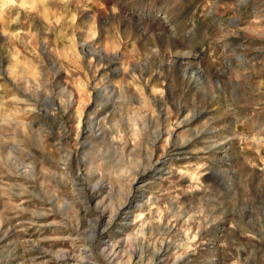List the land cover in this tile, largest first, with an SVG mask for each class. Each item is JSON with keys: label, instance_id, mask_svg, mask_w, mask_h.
I'll return each instance as SVG.
<instances>
[{"label": "rangeland", "instance_id": "1", "mask_svg": "<svg viewBox=\"0 0 264 264\" xmlns=\"http://www.w3.org/2000/svg\"><path fill=\"white\" fill-rule=\"evenodd\" d=\"M0 264H264V0H0Z\"/></svg>", "mask_w": 264, "mask_h": 264}]
</instances>
